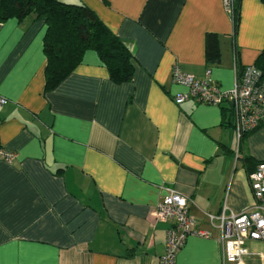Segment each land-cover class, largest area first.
<instances>
[{
	"label": "crops",
	"instance_id": "crops-1",
	"mask_svg": "<svg viewBox=\"0 0 264 264\" xmlns=\"http://www.w3.org/2000/svg\"><path fill=\"white\" fill-rule=\"evenodd\" d=\"M82 3L129 47L131 81L115 84L96 52L45 91L43 20L0 22V264H159L167 224L152 212L166 188L188 198L196 228L175 264H223L209 214H241L254 202L248 174L264 161V120L238 143L233 111L173 96L177 65L223 91L234 57L254 64L264 48V3L239 0H60ZM220 59L206 62V35ZM223 108V109H222ZM228 109V110H227ZM250 162H245L244 158ZM240 264H264V241L247 240Z\"/></svg>",
	"mask_w": 264,
	"mask_h": 264
},
{
	"label": "built area",
	"instance_id": "built-area-1",
	"mask_svg": "<svg viewBox=\"0 0 264 264\" xmlns=\"http://www.w3.org/2000/svg\"><path fill=\"white\" fill-rule=\"evenodd\" d=\"M227 12L232 16L235 0H223ZM234 85L228 91L221 90L209 78L201 80L184 73L179 66L171 69V81L182 85L185 92L176 93L173 100L181 103L193 98L199 103L220 105L229 102L233 108L236 139L239 143L243 135L256 128L264 120V81L261 72L253 64L244 65L241 72L236 68L234 57ZM6 99L0 96V105ZM16 154L0 145V159L10 163ZM253 204L241 214L225 213L209 214L210 221L219 229V243L222 248L223 264H240L243 256L249 254L247 240L264 241V161L258 162L248 174ZM152 212L153 218L166 223V240L164 254L159 264H175L178 251L190 235L208 236L204 230L197 229L195 219L188 212V198L172 188H166Z\"/></svg>",
	"mask_w": 264,
	"mask_h": 264
},
{
	"label": "trees",
	"instance_id": "trees-1",
	"mask_svg": "<svg viewBox=\"0 0 264 264\" xmlns=\"http://www.w3.org/2000/svg\"><path fill=\"white\" fill-rule=\"evenodd\" d=\"M262 1L264 3V0ZM238 12L239 0H235L231 16L233 36L236 35ZM27 16L41 19L46 25L43 37V52L46 57L45 91L55 88L62 82L81 62L87 50L96 52L107 68L109 79L113 83L122 84L131 81L135 61L129 47L85 4L60 0H0V22L12 17L22 19ZM219 59L218 37L208 33L206 62L213 65L218 63ZM253 65L260 70L261 80L264 81V48ZM236 68L238 72L243 68L238 59H236ZM227 108L233 111L232 107ZM244 161L250 162V159L246 157Z\"/></svg>",
	"mask_w": 264,
	"mask_h": 264
}]
</instances>
